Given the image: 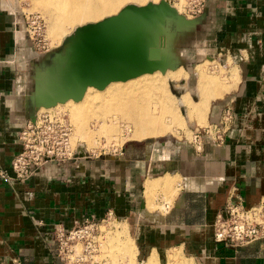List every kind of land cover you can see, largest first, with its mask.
<instances>
[{"label":"crops","instance_id":"0c3cea01","mask_svg":"<svg viewBox=\"0 0 264 264\" xmlns=\"http://www.w3.org/2000/svg\"><path fill=\"white\" fill-rule=\"evenodd\" d=\"M17 11L16 1L0 0V171L10 176L21 149L19 131L34 111V78L38 93L37 71L47 60L33 59L34 45ZM184 18L176 44L181 68L173 70L188 75L180 46L188 43L182 33L191 28L206 43L196 54H209L194 69L205 94L202 107L196 106L202 120L190 123L201 128L206 119L217 122L229 107L233 119L223 141L204 142L201 150L188 139L131 142L122 156L88 154L47 163L25 181L0 177V264H59L54 226L70 228L109 213L134 231L137 240L121 223L136 256L137 244L153 247L145 263L158 255L155 249L172 248L169 252L182 249L196 264H264V237L236 248L213 238L216 214L229 195L245 206L264 200V0H206L199 16ZM211 54L222 56L231 69L225 85L201 82L199 68L208 69ZM187 93L192 95L186 90L178 97ZM214 95L224 96L209 99Z\"/></svg>","mask_w":264,"mask_h":264},{"label":"rangeland","instance_id":"374dc122","mask_svg":"<svg viewBox=\"0 0 264 264\" xmlns=\"http://www.w3.org/2000/svg\"><path fill=\"white\" fill-rule=\"evenodd\" d=\"M14 1H16V7L18 10L17 16L21 21H23V23H24V15L28 13H37L44 20L46 46L43 48H36V47L33 48L34 49L33 59L35 61H40L47 57V60L46 61L44 60L45 69L42 71H37V79L39 80V83H40V89L38 90L37 94H38V97H40L41 102L45 101L46 103H53V102L61 100V102H59L57 105L50 108L49 110H46L43 107L41 108V110H46V111L56 110L55 112L59 111L60 114L64 116L66 121L71 126V130H72L71 139H72L73 146L75 147L79 146L78 148L80 150H83L84 152L86 151L90 156L102 157L107 154H120L121 149L126 144L131 143V142H136L138 144L152 143V141L166 142V141H170V139H173V138H178L181 140L188 139L192 141L193 133H195L196 131L200 129H198L194 123H190V122H192L194 119L198 121H201L202 119L199 116L200 110L197 108H194V106H190L188 103L185 102V99L187 98L191 100L195 106H198V107L201 106L200 101L203 98L204 93L201 90L200 78L198 80V74L197 72L196 73L194 72V69L198 63H201L207 60V57L209 54L207 51H204L206 53L205 56L202 54H198V55L196 54L197 52L196 50L198 48L203 47V45H205L206 43H204V41H202L201 38L197 39L193 36L194 30L192 31L190 28L182 33L184 38L189 40L188 43L185 44V45H189V48H186L187 49L186 50L185 45L180 46L183 49V56H184L183 62L181 65H183V63L185 64L184 69L188 73L187 77L183 76L186 78L179 79L178 81L175 80V82L168 81L167 84H165L167 86L166 90H168V93H169L168 95L170 96L172 101L173 100L175 101L173 102L176 104L177 115H178V118L180 119L179 121L180 123L174 124L173 126L174 128L173 130L175 131L174 133H171V134H168L162 137L154 138V139L148 138L142 141H138V140H134L133 129L129 128L126 121H123V120L115 124L116 127L114 131H106V133L102 134V130L100 129L101 128L100 116L98 115V112L96 109L90 107L92 105H88V104L86 105V109L83 110V113L81 116L82 118L79 117L78 114H75V111H78L77 108H75V105L80 106L86 102V99L84 97H82V99L79 101H75L70 97V95L73 92L72 90L73 75H74L75 66L77 63V58L75 54L71 52L70 44L72 43V39L79 35L78 28L81 25L75 26L74 28H72L71 32L66 35L64 34L63 36H56L52 33V31H50V27H49L50 24L48 21L49 16L48 14H46L45 9L42 7L41 5L42 3H39L42 0L41 1L40 0L39 1L38 0H14ZM178 2L179 0H145L144 4H138L136 2H128L124 6L128 4H135L138 6H142L147 3H153V4H163V5L170 6L171 8H173V11H175L174 5H176ZM123 7H121L120 10ZM177 7L180 9V13L182 14V9L180 8V6L178 5ZM158 14L156 13L154 16L149 13L146 14V16L151 15L152 18H149V19L147 18L148 20L141 19L139 23L135 24V26L131 28L132 33L130 32V34L133 38L136 50L139 47L145 48L142 54L146 53V50L149 46L154 45L155 47H158L160 45L159 39L157 36L158 34H155L157 32V29L153 27V23L156 22L155 20H157ZM89 23H92V22H89ZM157 23H158L157 25H158V30L160 31V34H162L165 37V44H166L165 47L166 48L168 47V49H165V48L162 49L163 58H164L162 63L156 62L154 60L149 62V65H148L149 71L144 72L146 75L148 74L153 75L155 71L161 73L160 75H163V73L169 70H173L175 67L176 69L181 68L180 66H178L180 65V63L177 61L178 57L180 56V53H178L176 50L177 49L176 44H178V35L176 36L174 34L180 33L179 30H181L182 25L176 26V24H174L172 20L164 19L162 14H160V17ZM150 27H153V28L150 29ZM143 31L147 32V35H148L145 38L143 36V33H144ZM149 31H151V33ZM171 34H173L174 37L170 36ZM211 57L212 58L208 59V61L212 59L213 61L207 63L208 64V77H210L213 80L220 81V83H223V85H225L227 81L225 74L230 75L231 69H229V67L227 66L228 64L226 65L222 56L218 57L216 54H211ZM144 73L142 74L144 75ZM45 76L47 78H45ZM140 76L142 75L140 74L132 78H138ZM49 77L51 78L49 79ZM51 85L55 88H53ZM87 88L83 96H85V93L88 90ZM195 88L197 91H194ZM213 88H216V87H213ZM186 90H189L192 95L187 93L184 96L179 98L178 96ZM221 90H222V86L219 88L220 92ZM39 92H42V93H39ZM185 96L187 97L183 100ZM223 96L224 95H214V97H210L209 99L211 98L219 99V98H222ZM64 98H68V99H64ZM211 102L212 101L208 100V102L205 104V110H208L210 108ZM194 115H197V117H195ZM212 120L213 119H211V121H207L206 119V124L203 127H206L211 122H214ZM195 129H198V130H195ZM104 219H105L104 221L98 220L99 225H101L100 226L101 231L99 229H94V232L92 234L94 236V238L92 239L93 241H91V239L86 240V241L85 239H83L84 241L82 243H83V246L86 248V250H84L85 254L87 255L86 259L92 260V258L94 259V256H95L96 260L95 259L94 260L96 262H98L97 260H104L102 263L100 262V264H124L125 262L122 261L123 260L122 256H124L125 258L126 256L122 255L121 252H122V247H124V245L130 242L128 240V234L130 235L131 238L135 240H137V237L134 231L129 227L127 223L120 221V220H116L113 217L109 219L107 218H104ZM121 223H124L127 226L128 234H127V231L124 230L123 225ZM98 237H99V241L97 240ZM94 245L96 247L97 246L99 247L97 249L95 247V250H94L93 249ZM137 248L139 249V252H138V255L136 256L135 247H133L132 245L133 254H134V256H132V259L134 260L132 261V263L145 264V261L143 260L145 259L149 251L153 249V247L149 244L146 246L137 244ZM170 249L172 248L163 249V250L155 249V251H157L159 255V258L160 257L162 258V259L160 258V261L162 263H165L166 256ZM180 251L182 252V259H183L182 262H186L188 264H194V263L196 264V262L193 263L192 261L187 259L191 257L187 256V254L182 249H180ZM54 253H55V256L58 253V247L56 245V242H55V252ZM63 254L61 253V256ZM63 258H64L63 263L66 264L67 259L65 256H63ZM136 259L138 261H136ZM93 263L96 264L95 262ZM81 264H87V263H81Z\"/></svg>","mask_w":264,"mask_h":264},{"label":"built area","instance_id":"2783aa9c","mask_svg":"<svg viewBox=\"0 0 264 264\" xmlns=\"http://www.w3.org/2000/svg\"><path fill=\"white\" fill-rule=\"evenodd\" d=\"M206 0H185L183 12L189 17L200 15L205 7ZM24 32L32 41L34 47L46 46L45 24L42 17L37 13L24 15ZM46 107L45 109H47ZM42 110L35 112L34 119H28L19 131L18 140L20 151L14 155L11 161L12 176L0 171V177L9 181L10 179L25 181L37 170L47 163H63L87 156L83 151L72 147L70 142L71 126L60 112ZM233 119L232 110L224 108L221 118L217 122H211L206 127H201L193 133L192 143L196 150H201L204 142H221ZM168 204L165 203V208ZM104 218H112L109 213ZM86 218L81 223H76L70 228L62 224H56L52 235L58 247L56 259L59 264L66 257V264H100L104 260L86 259L87 255L83 246V239L93 241L94 229H99L98 220L105 219ZM101 231V230H100ZM264 237V200L257 205L245 206L241 199L229 195L225 204L216 214L213 224V238L218 244L226 247L236 248L244 246ZM99 241V237L97 238ZM77 245L81 246L80 252ZM95 245L93 249L95 250ZM99 246L96 247V249ZM61 253L63 254L61 256ZM91 257V256H90Z\"/></svg>","mask_w":264,"mask_h":264},{"label":"bare ground","instance_id":"6f19581e","mask_svg":"<svg viewBox=\"0 0 264 264\" xmlns=\"http://www.w3.org/2000/svg\"><path fill=\"white\" fill-rule=\"evenodd\" d=\"M128 2H136L138 4H144L145 0H42L39 3H42L41 4L42 7L45 9L46 14H48L49 16L48 21L50 24L49 26L50 31H52V33L56 36H63L64 34L66 35L70 33L72 28H74L77 25L82 26L89 22H97L107 16L117 13L120 10V8L123 7L125 4H127ZM184 3L185 0H179V2L176 5H174V8L176 10L174 14L173 13L163 14L159 12L157 20H155L156 22L153 23V27L157 29V32L155 34H158L157 36L159 39V43L161 42V36L163 38L162 45L161 44L159 45L160 56L158 59L154 60L156 62L159 63L163 62L164 58H163L162 49L163 48L168 49V47L167 48L165 47L166 45L165 37L162 34H160V31L158 30L157 21L160 17V14L163 15L164 19L172 20V22L176 24V26H181V25L183 26L185 25L184 17L185 16L189 17L185 15L183 12ZM178 5L182 9V14H184L185 16L179 13L180 9L177 7ZM147 18L148 19L152 18V16L148 15L145 18H141V19L148 20ZM137 23H139V21ZM153 27H150V29H152ZM143 32H144L143 33L144 38L147 37L148 36L147 32L145 31ZM149 32L151 33V31ZM174 35L177 36V34ZM170 36H173V34H171ZM81 38L82 35L79 33L77 37H74L72 39V43L70 45H71V52H73L74 54H75V50H76L75 48L77 42ZM144 49L145 48L143 47H139L137 48V52L139 54H142V52H144ZM180 59H181V55L178 57L177 61L179 62ZM174 69H176V67ZM198 72H200L201 82L205 87H208L209 85L212 84L213 79L208 77V69L206 68V66H201ZM160 74L161 73L155 71L153 75L151 74L146 75L144 73V75L141 74L142 76L138 78H129L125 81H120V80L112 81L108 85H106L104 89L101 90L93 86L91 87L88 86L89 88H87L88 90L85 93V96H83L86 99V102L82 105L79 104L80 106L75 105V108H77L78 110L75 111V114H78V116L81 117L83 110L86 109V105L87 104L92 105L94 107L92 106L90 107L96 109L98 115L100 116L101 119L100 129L102 130V134L106 133V131H114L116 127L115 124L123 120L126 121L129 128L133 129L134 140H138V141H142L148 138L154 139L174 133L175 131L173 130L174 129L173 126L174 124H179L180 119L178 118L177 115V108H176V104L174 103L175 101L173 100L174 101L173 102L170 96L168 95L169 93L168 90H166L167 86L165 84H167L168 81L175 82V80L177 81L181 79L184 75V72L182 70H169L163 73V75ZM45 78L47 77L45 76ZM50 78L51 77H49V79ZM64 99H68V98H64ZM59 102H61V100L56 101L55 105H57ZM185 102L188 103L190 106H194V108H196V106L193 104L191 100L186 98ZM54 106L48 107L46 110H49ZM41 108L42 106H40L37 110H39L40 112L42 111ZM71 138L72 136L70 137L71 145L72 147H75L73 146ZM80 250H81V246L77 245V251L80 252ZM121 253L122 255L126 256V258L122 256L123 259L122 261L125 262L124 264H134L132 263V261H134L132 259V256H134V254L131 244L127 243L126 245H124V247H122ZM160 258L159 255L154 254L145 264H188L186 262H182L183 260L182 254L177 251L169 252L166 256L165 263H162L160 261Z\"/></svg>","mask_w":264,"mask_h":264},{"label":"water","instance_id":"95a60500","mask_svg":"<svg viewBox=\"0 0 264 264\" xmlns=\"http://www.w3.org/2000/svg\"><path fill=\"white\" fill-rule=\"evenodd\" d=\"M159 12L174 14L176 10L173 11V8L163 4L147 3L142 6L128 4L117 14L78 28L82 38L75 48L77 63L72 83L73 100L81 99L88 86L101 90L112 81H125L149 71V62L160 56L159 46L151 45L144 55L139 54L130 32L145 14L154 16ZM162 43L161 36L160 44ZM34 81V111L29 118L31 120L40 106L46 108L55 105V102L37 100L35 78Z\"/></svg>","mask_w":264,"mask_h":264},{"label":"flooded vegetation","instance_id":"af4514ba","mask_svg":"<svg viewBox=\"0 0 264 264\" xmlns=\"http://www.w3.org/2000/svg\"><path fill=\"white\" fill-rule=\"evenodd\" d=\"M80 151H83V150H80ZM83 152H84V151H83ZM83 154H88V153L85 151ZM121 156H122V153H121Z\"/></svg>","mask_w":264,"mask_h":264}]
</instances>
